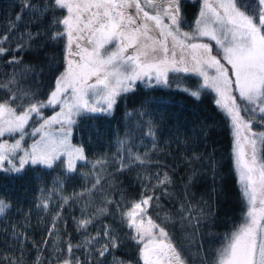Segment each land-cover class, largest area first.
Instances as JSON below:
<instances>
[{
	"label": "snow or ice",
	"instance_id": "obj_1",
	"mask_svg": "<svg viewBox=\"0 0 264 264\" xmlns=\"http://www.w3.org/2000/svg\"><path fill=\"white\" fill-rule=\"evenodd\" d=\"M29 10L34 16L51 14L48 39L64 41L63 71L54 77L45 100L22 92L15 72L0 82V89L6 90L0 96V171L22 173L31 166H60L65 173L76 172L77 162L86 161L83 147L71 143L77 117L111 114L122 94L135 91L137 81L147 86L153 81L169 85L170 73H195L202 77V83L196 90H184L197 99L201 89L216 94L215 103L233 130L234 170L246 204L243 222L225 235L213 264H264V156L260 155L264 131L253 130L254 124H264V0H202L190 31L181 27L180 0H45L40 7L32 0H21L15 20L0 33V57H7L9 65L22 62L13 53L18 54L26 44L13 48L10 39L16 23ZM40 35L28 32V41ZM23 71L27 74L32 69L25 67ZM45 109H53V114L44 115ZM138 115L147 118L143 134L153 138L155 147V121L148 110ZM25 136L35 139L28 144ZM6 137L15 139L10 142ZM128 153L131 161L147 162V153L133 154L130 148ZM128 166L121 156L118 171ZM155 179L156 184L143 185L138 200L125 205L106 200V204L117 203L121 222L138 246V264H187L163 221L157 223L148 214L149 208L159 206L157 190L166 195L172 183L167 173H158ZM99 183L97 178L91 187L95 189ZM69 199L65 197L63 203ZM40 206L48 208L47 202ZM10 207L0 199V215ZM106 211V207L97 210L99 214ZM82 212L76 224L84 239L76 244L71 240L54 242V255L48 264H106L107 256L120 246V237L108 225L102 232L87 234L96 214ZM58 219L59 211L47 229L48 236H55ZM200 219L190 205H181L182 224L195 228ZM14 235L23 236L15 231ZM48 243L45 237L41 244L32 245L38 252L33 264H44L41 254ZM81 249L84 259L77 255ZM5 261L23 264L12 256L3 257L0 264ZM113 264L124 262L113 257Z\"/></svg>",
	"mask_w": 264,
	"mask_h": 264
},
{
	"label": "trees",
	"instance_id": "obj_2",
	"mask_svg": "<svg viewBox=\"0 0 264 264\" xmlns=\"http://www.w3.org/2000/svg\"><path fill=\"white\" fill-rule=\"evenodd\" d=\"M32 2L40 7L45 0ZM20 3L21 0H0V33L15 20ZM196 3L184 0V6H180L182 25L186 29L192 26ZM50 16V13L34 16L29 10L16 23L10 46L26 44L18 54L13 53L21 58L19 65H9L7 57H0V82H6L15 72L20 90L33 93L40 100L51 90L64 62V41L48 39ZM28 32L41 35L35 41H28ZM25 67L32 71L24 74ZM200 79L195 73H170L169 85L147 86L138 81L135 91L118 98L111 114L77 117L71 141L83 147L86 161H78L74 173H65L60 166L51 169L31 166L22 173L0 171V199L11 204L0 215V260L12 256L21 259L23 264H33L38 252L32 245L41 244L47 237L49 243L43 245L41 260L48 264L54 255V242L63 244L71 240L76 244L84 239L83 231H77L76 220L86 210L89 216L96 214L87 234L95 235L108 225L120 237V246L107 256L106 264H113V257L124 264H138V246L131 239V231L121 222L117 203L125 205L138 200L145 183L154 185L156 174L167 173L172 181L167 186V194L157 190L159 206L149 208L148 214L157 223L163 221L162 226L170 233L187 264H213L216 249L225 235L243 222L246 204L234 170L228 117L216 105L213 91L201 89L197 99L184 90H196ZM5 91L0 89V96ZM143 110H148L155 121V147L153 138L143 134L147 131L144 123L147 118L138 115ZM259 126L264 130V124L253 125ZM30 139L25 136L27 143ZM129 148L133 154L147 153V162L141 165L131 161ZM121 156L129 166L118 171ZM97 178L100 183L93 189L92 183ZM65 197L71 199L63 203ZM106 200L117 203L106 204ZM42 202H47V209L38 207ZM182 204L190 205L193 215L201 217L195 228L181 223ZM105 207L106 213L97 212ZM57 211L61 219L56 221L55 236H48L47 229ZM14 231L23 236L14 235ZM77 255L86 258L83 249Z\"/></svg>",
	"mask_w": 264,
	"mask_h": 264
},
{
	"label": "rangeland",
	"instance_id": "obj_3",
	"mask_svg": "<svg viewBox=\"0 0 264 264\" xmlns=\"http://www.w3.org/2000/svg\"><path fill=\"white\" fill-rule=\"evenodd\" d=\"M201 1V0H200ZM199 10H200V8H199ZM197 15H198V12H197ZM197 15H196V17L194 18V20H193V22H192V26H193V24H194V21H195V19L197 18ZM192 26L190 27V28H188V29H186V28H184V30H183V28H182V30L183 31H190L191 30V28H192ZM204 40L207 42V38H204ZM212 43H214V42H212ZM62 71H63V69H62ZM201 79V83H202V77H200ZM138 82V81H137ZM142 82H144V81H142ZM152 83H154V81L152 82ZM215 94V93H214ZM47 98V96L43 99V100H45ZM215 99H216V94H215ZM56 110H58V109H56ZM53 114V109H50L48 112H46V110H44V115H46V116H50V115H52ZM243 115V114H242ZM253 130L254 131H257V132H259V131H263V129L259 126L258 128H254L253 127ZM13 139H15V138H12V139H10L9 141L11 142ZM32 139H35V138H31L30 140H29V142H28V144H31L32 143ZM71 143L73 144V145H76V146H79V145H77V144H75V143H73L72 141H71ZM232 159H233V130H232ZM236 175H237V173H236ZM238 178V177H237Z\"/></svg>",
	"mask_w": 264,
	"mask_h": 264
},
{
	"label": "flooded vegetation",
	"instance_id": "obj_4",
	"mask_svg": "<svg viewBox=\"0 0 264 264\" xmlns=\"http://www.w3.org/2000/svg\"><path fill=\"white\" fill-rule=\"evenodd\" d=\"M197 3V12H199V8H201V6H202V0L200 1V0H195ZM180 6H184V0H180ZM196 15H197V13H196ZM196 15H195V17H196ZM194 17V18H195ZM181 27L183 28V30H184V27H183V25H181Z\"/></svg>",
	"mask_w": 264,
	"mask_h": 264
},
{
	"label": "water",
	"instance_id": "obj_5",
	"mask_svg": "<svg viewBox=\"0 0 264 264\" xmlns=\"http://www.w3.org/2000/svg\"><path fill=\"white\" fill-rule=\"evenodd\" d=\"M260 155L264 156V149H261Z\"/></svg>",
	"mask_w": 264,
	"mask_h": 264
}]
</instances>
